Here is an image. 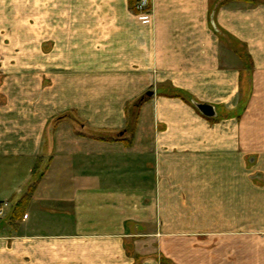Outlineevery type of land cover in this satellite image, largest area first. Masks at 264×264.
<instances>
[{"label": "crops", "instance_id": "obj_1", "mask_svg": "<svg viewBox=\"0 0 264 264\" xmlns=\"http://www.w3.org/2000/svg\"><path fill=\"white\" fill-rule=\"evenodd\" d=\"M253 1L150 0L136 14L129 0H0V204L27 199L0 230V264H155L139 260L155 257V206L186 233L190 198L211 206L196 229L227 238L214 262L264 264V0ZM148 92L130 144L101 141L124 133L125 107ZM192 154L211 159V182L189 180Z\"/></svg>", "mask_w": 264, "mask_h": 264}, {"label": "rangeland", "instance_id": "obj_2", "mask_svg": "<svg viewBox=\"0 0 264 264\" xmlns=\"http://www.w3.org/2000/svg\"><path fill=\"white\" fill-rule=\"evenodd\" d=\"M143 13H147L150 9ZM136 14H141L139 11H137L134 7L133 10ZM164 96L168 98L173 99H179L183 101L186 105H188L197 115L203 117L198 110L195 107V104H201L199 101L195 100L191 96L186 95H179L175 92H169L164 94ZM182 96V97H181ZM154 97H146L145 94H143L139 99L141 98L142 101L137 106V109L135 111L136 119H138L139 112L147 101L152 99ZM183 97L186 99L183 100ZM138 99H136L133 102H136ZM131 102V103H133ZM129 103V104H131ZM128 104V105H129ZM125 113V109H124ZM126 118V115H125ZM205 118V117H203ZM206 119V118H205ZM211 121L210 119H208ZM134 132L135 127L137 124V120L135 121ZM132 130V129H131ZM125 135L120 137L121 139L129 140L131 138L130 133H126L123 131ZM133 132V131H132ZM131 132V133H132ZM134 134V133H133ZM132 134V135H133ZM119 135V134H118ZM193 156L188 157V178L190 181L193 182H211V168H210V161L211 159L209 157H204L203 162L204 165L201 167V159L197 163H195V154H192ZM206 156V155H205ZM183 158V157H182ZM39 168L43 169L42 163H38ZM38 170V167L36 168ZM39 171V170H38ZM4 177V176H3ZM160 175L157 176V180H159ZM166 180L165 175L161 174V178L159 181ZM35 191V188L31 193L33 194ZM30 193V194H31ZM28 194V193H27ZM25 195L27 197L28 195ZM26 198L19 201L15 206H13L12 209H10V206L3 208V212L0 214V230L4 227L14 226L16 225V221H19L22 213L24 211V203ZM189 204L187 205V224L188 230L186 233L180 232L178 228L180 227V221L178 220V216L173 218L172 220H166L168 217L166 214V210H168V206L164 205H156L155 206V216H156V223H155V229H156V238H153L155 240V257L153 258H147L146 259H139L142 261H151L155 262V264H222L224 262H214L213 259H216L218 255L220 257H227L226 254L222 253V250H226V242L227 238H222L221 236L215 235L213 236V231L211 222H203L201 225L203 227H200L199 230L196 228L197 220L199 221L201 216H210L211 213V206L205 205L206 203H203V205L200 204V201L194 202V199L190 198ZM203 201V200H202ZM198 202V203H197ZM3 204H0V206ZM19 205V206H18ZM203 211V212H202ZM170 215V214H169ZM177 218V219H176ZM192 227V228H191ZM143 230V228H142ZM216 230V229H215ZM144 231V230H143ZM142 231V232H143ZM141 232V233H142ZM170 234H172L170 236ZM139 239H145L147 238H138V239H131L133 240H139ZM147 245H145L146 248ZM221 246V247H219ZM219 247V249H217ZM219 251V252H218ZM220 253V254H219ZM224 258V257H223ZM225 263L227 264V261L225 259Z\"/></svg>", "mask_w": 264, "mask_h": 264}, {"label": "trees", "instance_id": "obj_3", "mask_svg": "<svg viewBox=\"0 0 264 264\" xmlns=\"http://www.w3.org/2000/svg\"><path fill=\"white\" fill-rule=\"evenodd\" d=\"M246 1L247 2H250V3H255V1H253V0H246ZM136 2H137V0H129V5H130V7H131L132 10H134V7L136 5ZM176 94H178V93H176ZM184 99L185 98L183 97V100ZM141 101H142V99L140 98L136 102H133V103H131V104H129V105H127L125 107L126 128H125L124 131L126 133H130V135H132L134 133V128L133 127L135 126V123H136L135 121L137 120L136 119L135 111H136L137 106L140 104ZM100 140L101 141H124L126 145H129L130 144V140L121 139L119 136H115L113 138L112 137L110 138V135L109 136H102V138Z\"/></svg>", "mask_w": 264, "mask_h": 264}, {"label": "water", "instance_id": "obj_4", "mask_svg": "<svg viewBox=\"0 0 264 264\" xmlns=\"http://www.w3.org/2000/svg\"><path fill=\"white\" fill-rule=\"evenodd\" d=\"M146 97H151L153 96L152 92H148L145 94ZM196 109L198 110V112L205 118L207 119H213L216 117L214 108L210 105L207 104H195ZM124 135V133H120L118 136L122 137Z\"/></svg>", "mask_w": 264, "mask_h": 264}, {"label": "built area", "instance_id": "obj_5", "mask_svg": "<svg viewBox=\"0 0 264 264\" xmlns=\"http://www.w3.org/2000/svg\"><path fill=\"white\" fill-rule=\"evenodd\" d=\"M149 5H150V0H137L135 9L140 13H143L148 10ZM6 206H7L6 204L0 206V214L3 212V208Z\"/></svg>", "mask_w": 264, "mask_h": 264}]
</instances>
